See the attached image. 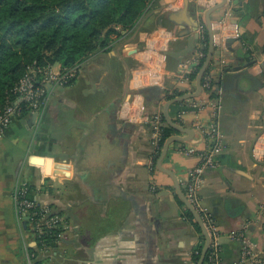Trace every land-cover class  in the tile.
Masks as SVG:
<instances>
[{"label":"crops","instance_id":"obj_1","mask_svg":"<svg viewBox=\"0 0 264 264\" xmlns=\"http://www.w3.org/2000/svg\"><path fill=\"white\" fill-rule=\"evenodd\" d=\"M221 1L154 0L44 112L14 118L0 137V264H198L205 236L157 164L154 121L165 123L167 94L195 90L206 10ZM211 19L210 84L170 105L194 131L175 129L191 138L173 141L162 163L186 193L218 131L197 210L218 230L219 264L243 261L247 243L246 263L264 264V0H226ZM18 187L62 214L54 244H41L30 211L17 213Z\"/></svg>","mask_w":264,"mask_h":264},{"label":"trees","instance_id":"obj_2","mask_svg":"<svg viewBox=\"0 0 264 264\" xmlns=\"http://www.w3.org/2000/svg\"><path fill=\"white\" fill-rule=\"evenodd\" d=\"M153 3L154 0H0V106L14 98L13 87L30 65L69 66L84 56L110 49L113 34L121 35L123 30L134 27ZM206 29L205 52L209 42ZM177 94L182 93L175 91L167 98ZM164 121L156 159L175 131L165 118ZM59 231V226H43L41 244H54ZM197 250L196 261L201 246ZM211 251L209 247L204 263Z\"/></svg>","mask_w":264,"mask_h":264},{"label":"built area","instance_id":"obj_3","mask_svg":"<svg viewBox=\"0 0 264 264\" xmlns=\"http://www.w3.org/2000/svg\"><path fill=\"white\" fill-rule=\"evenodd\" d=\"M93 54L84 56L69 66H62L60 63L58 65L56 63L30 65L13 87L14 98L0 106V137L4 135L7 127L24 109L44 112L54 92L58 88L69 84L80 73L86 60ZM203 77V86H209L211 81L210 75L207 73ZM161 120V115L155 118L154 128L156 131H160L159 123ZM213 136V144L210 145L208 151L203 153L200 163L190 170V178L186 183V194L197 209L200 206L198 189L203 181L204 170L213 163L212 155L220 147L219 132L214 130ZM193 150L194 148L192 147L187 151ZM15 202L19 216L26 211H30L40 234L43 232V226L48 228L57 227L64 221L62 214L58 210H55L50 204H42L36 198L31 197L27 189L17 188ZM206 224L211 234L210 247L212 251L209 257L210 264H219V243L217 240L219 233L214 224H208V222ZM250 252L252 253V250L247 243L244 248L243 261L238 264H247L245 259H247Z\"/></svg>","mask_w":264,"mask_h":264},{"label":"water","instance_id":"obj_4","mask_svg":"<svg viewBox=\"0 0 264 264\" xmlns=\"http://www.w3.org/2000/svg\"><path fill=\"white\" fill-rule=\"evenodd\" d=\"M225 2H226V0H222L221 2H218L216 4L211 5L206 10V20H207V27H208V33H209V45H208L207 53L205 55V59H204L202 65L200 67V70L197 74V85H196L195 90L188 91V92H185L183 94L174 96L173 98L168 99L164 105L163 112H164L165 119L176 130L185 131L187 133H190V132L193 133V131H194L193 128L185 127V126L181 125L180 123H178L177 121H175L173 119V117L170 115L169 109H170V105L173 102L178 101V100H184V99L189 98V97L197 96L201 93V91L203 89V76H204V74H205V72H206V70L210 64V61H211L212 56H213L214 48H215V39H214V31H213V26H212L211 14L215 9H217L218 7L223 5ZM34 113L36 114L38 112L35 111ZM189 138H191V137L184 136L181 134L170 135L163 144V147H162V150L160 152L157 164L161 170L171 174V176L174 178L178 194L180 195L182 200L186 203L188 208L194 213V215L196 216L197 220L199 221V223L202 227V230H203V233L205 236V243L203 245L201 255H200L199 260H198V264H203L204 260H205V256L207 254V251L209 250V247L211 244V234L209 232L207 224L204 221V219L202 218L200 212L197 210V208L193 204V202L189 199L187 194L183 191L181 184H180V181H179L177 175L175 174V172L172 169L165 167L162 163V160L166 156L168 149H169V147L173 141L178 140V139L184 140V139H189Z\"/></svg>","mask_w":264,"mask_h":264},{"label":"rangeland","instance_id":"obj_5","mask_svg":"<svg viewBox=\"0 0 264 264\" xmlns=\"http://www.w3.org/2000/svg\"><path fill=\"white\" fill-rule=\"evenodd\" d=\"M149 8H151V5L149 6ZM137 24V23H136ZM113 36H116V34H113ZM118 36V35H117ZM113 42L110 44L112 46Z\"/></svg>","mask_w":264,"mask_h":264}]
</instances>
